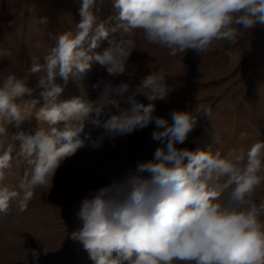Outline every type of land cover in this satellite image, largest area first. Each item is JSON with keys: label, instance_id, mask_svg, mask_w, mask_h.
<instances>
[{"label": "clouds", "instance_id": "9594fccd", "mask_svg": "<svg viewBox=\"0 0 264 264\" xmlns=\"http://www.w3.org/2000/svg\"><path fill=\"white\" fill-rule=\"evenodd\" d=\"M96 6L97 0H82L75 34L57 36L45 64L34 62L29 70L45 73L39 80L44 103L38 119L51 126L48 130H21L25 118L16 101L33 89L15 75L0 82V179L17 147L18 155L32 165L19 192L0 187V213H6L13 200L18 211H25L35 189L49 188L61 162L83 148L86 139L99 147L85 133L87 126L124 135L154 124L152 138L162 145L153 158L83 198L76 213L80 227L71 239L94 264H264V201H252L264 182L259 175L264 171V142L252 145L246 160L232 152L222 158L219 151L178 148L211 110L197 107L199 117L173 111L171 124L154 116L151 102L164 99L169 91L158 74H148L136 89L150 103L137 102L134 93L127 107H122L125 83L104 85L96 101L58 100L63 88L55 83L57 75L65 82L81 76L93 61L111 76L124 74L135 41L110 38L123 25L142 31L148 43L168 49L172 56L188 50L201 55L220 40L235 43L241 30L264 25V0H113L114 26L111 17L97 22ZM105 40L109 46L94 52ZM5 55L0 51V57ZM13 125L15 146L7 139L8 126ZM222 177L227 179L221 184ZM32 257L38 260L39 253L32 250Z\"/></svg>", "mask_w": 264, "mask_h": 264}, {"label": "rangeland", "instance_id": "374dc122", "mask_svg": "<svg viewBox=\"0 0 264 264\" xmlns=\"http://www.w3.org/2000/svg\"><path fill=\"white\" fill-rule=\"evenodd\" d=\"M81 3L82 0H0V51L8 53L0 57V82L15 75L33 89L31 95L16 101L25 118L20 129L25 132L51 127L38 119L44 103L39 80L45 73L33 74L29 70L34 62L45 64L57 36L75 34L81 20ZM93 11L98 23L110 17L113 26L117 23L113 0H97ZM125 29L123 25L110 38L135 41L136 49L126 72L111 76L93 61L86 73L67 82L57 75L55 83L63 88L58 100L96 101L104 85L117 87L125 83L128 92L124 94L122 107L128 106L127 98L134 93L137 102L147 105L150 101L136 93V89L148 74H158L169 91L164 99L151 102L155 106L154 116L171 124L173 111H190L199 117L202 113L195 111L197 107L211 110L210 116L198 120L178 148L210 150L212 154L219 151L222 158L232 152L246 160L249 148L264 142V25L241 30L235 43L216 41L201 55L188 50L175 56L166 48L148 43L142 31ZM108 46L107 40L102 41L94 52L102 53ZM32 100L38 103L31 105ZM58 127L63 128L64 124ZM16 130L14 125L8 126V143L14 146ZM154 130L155 125L149 124L132 133L117 135L107 133L102 126H87L85 133L99 147L86 139L83 148L61 162L49 188L35 189L25 211H18L17 201L13 200L8 211L0 213V264H94L82 245L71 239V233L80 227L76 217L80 202L114 179L124 177L139 162L152 159L162 145L152 138ZM31 171L32 165L18 155L17 147L10 167L3 170L0 187L19 192L21 181L30 177ZM259 175L264 176V171ZM226 179L222 177L219 183ZM252 201L257 205L264 201V182L256 189ZM260 220L264 223V214ZM32 250L39 253L38 260H33Z\"/></svg>", "mask_w": 264, "mask_h": 264}]
</instances>
